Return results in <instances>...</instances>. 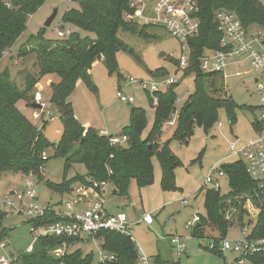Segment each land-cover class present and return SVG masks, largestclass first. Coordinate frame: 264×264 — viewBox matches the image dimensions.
I'll return each instance as SVG.
<instances>
[{
    "label": "trees",
    "instance_id": "1",
    "mask_svg": "<svg viewBox=\"0 0 264 264\" xmlns=\"http://www.w3.org/2000/svg\"><path fill=\"white\" fill-rule=\"evenodd\" d=\"M46 0H0V58L10 52L13 43L25 32L28 16L35 13ZM77 6L66 8L61 16L63 24L77 26L86 32H93L94 38L81 36L73 31L68 36L51 40L44 37L45 27L35 35L26 37L17 55L24 57L27 52H34L36 73H26L23 87H18L8 72H0V175L4 172L22 173L24 176L34 172L38 181L43 180L40 166H44L45 150L52 147L55 156L63 158V178L60 184H46L55 191L71 195L74 186H91L93 181H105L111 184L116 194L125 195L130 181L137 187L150 185L154 175L153 159L161 167V186L164 190L176 188L174 171L180 160L169 149V140L160 141L163 123L176 108V93L171 84L166 91H155L149 97L154 110V124L143 138L141 130L146 124L143 111L133 108L130 123L123 126L121 134L127 135L126 145H112L109 135L84 127L74 116L73 106L68 96L73 91L75 82L82 79L90 83V67L96 58H101L109 73H116V52L128 50L127 44L120 40L118 32L125 30L148 37L146 30L150 26L127 22L123 13L128 11L129 0H69ZM199 7V34L189 40L190 61L183 74H194V91L189 94L177 115V123L172 131L173 138L186 145L193 135L195 127L208 131L218 119V110L224 109L230 125L234 122L235 109L238 106L232 98L223 92L221 73H208L199 69L198 59L204 49L219 48L220 34L214 15L218 9L234 11L244 28L251 25L264 27V5L258 0H197ZM27 46V48H26ZM178 60H175L177 68ZM176 71V70H175ZM163 71L158 70V73ZM47 74L59 76L56 83H51L50 102L55 107L59 121L62 122L60 140L51 143L42 129H38L26 119L16 107L19 100L29 105L34 102L31 89L40 78ZM36 110L39 108H35ZM256 109L262 110V106ZM51 113V111H50ZM49 116V115H48ZM47 117V116H45ZM45 123V120L42 121ZM257 132L260 125L253 122ZM45 125V124H44ZM44 127V126H43ZM81 165L84 173L75 167ZM224 176L229 181V191L221 193L219 189L200 188L204 197L205 214H197L198 221L191 228L190 235L199 239H212L211 250L222 252L220 242L229 227L241 222L247 215L245 203L249 202L257 211L249 239L264 238V189L252 179L246 164L240 159L219 164ZM74 169L75 175L67 178ZM231 210V218L228 211ZM7 213L0 209V243L6 238L4 226ZM67 219L46 211L43 216L31 218L29 223L34 229L47 224L63 222ZM96 237L100 246L114 259L109 264H137V247L129 236L115 231L100 230ZM83 238H59L40 236L31 243V251L17 254L11 264H95L93 253H84L79 248L67 250L62 256H55L52 251L63 243L74 245ZM5 246V245H4ZM209 248L208 246L205 247ZM160 256L154 263L159 264ZM247 260L264 264V250L254 252ZM164 264H180L179 260Z\"/></svg>",
    "mask_w": 264,
    "mask_h": 264
},
{
    "label": "rangeland",
    "instance_id": "2",
    "mask_svg": "<svg viewBox=\"0 0 264 264\" xmlns=\"http://www.w3.org/2000/svg\"><path fill=\"white\" fill-rule=\"evenodd\" d=\"M258 2L264 5V0H258ZM72 6L76 7L77 4L71 3L69 0H46L35 13L29 15L25 32L13 43L10 52L0 58V72L6 70L18 87H23L27 72L33 75L36 73L34 52H27L24 57H19L17 53L27 36L37 34L44 27L45 20L54 12V9H56L57 15L53 22L45 27V38L51 40L61 38L56 33V28L60 25H64L71 32H79L81 36L94 38L93 32H86L77 26L62 23L61 16L64 9H70ZM146 32L148 37L140 36L137 32L120 30L118 37L127 44L128 50L121 49L116 52V73H109L103 59L96 58L89 70L90 83L94 88L82 79L75 82L68 101L73 106L74 116L84 127L105 132L107 136L121 137L123 126L131 121V108H140L146 119L141 135L143 138L148 137L155 121L154 110L149 103V97L154 96V93L142 87V83L159 81L174 75L176 73L175 60L181 57L183 51L179 41L163 28L150 27ZM158 70L163 73H158ZM254 78V71L250 68L249 63L244 61L240 64L229 63L226 70L221 73L220 81L223 92L238 105L232 125L229 124L225 111L221 108L218 110V119L213 127L206 132L201 127H195L192 137L184 145L173 138L172 131L175 126L170 127L166 121L163 123L160 141L169 140V149L181 162V165L174 171L176 188L173 190L162 188L161 167L157 159H153L154 175L150 185L139 189L134 181H130L127 193L121 195L113 194V187L109 184L103 193L104 208L108 211L120 209L128 215V220L132 224L134 243L140 247L144 254L151 257L152 261L160 256L159 261L162 260V262L159 264L175 260H179L180 264H234L233 254L211 250L212 239H199L191 236L190 231L185 228V223L196 214H205L204 197L198 190L201 188L202 180L208 169L213 165L235 161L236 158L230 156V144L237 142V145H244L256 138L258 134L253 122L255 117L259 119L258 115L261 110L256 108L262 106V101L256 94ZM58 80L59 76L47 74L40 78L31 89L32 96L36 92H40L41 102L45 104L46 110L51 111V114L44 118L45 123L35 117L36 109L28 102L19 100L16 103V107L26 119L38 129H42L43 134L51 143L60 140L63 128L57 111L50 102L51 83H56ZM173 84L176 93L174 107L178 113L189 94L195 89L194 74L184 75L180 72ZM118 91L132 96L133 102H120L116 96ZM160 91H166V88H161ZM126 144L127 141H124L122 145ZM44 154L48 156V159L43 166L45 169L42 173L43 180H37L34 185L36 201L40 205L50 204L62 209L64 200L73 201L72 194L61 195L53 191L46 181L52 184L61 183L64 160L52 153V147L46 149ZM75 169L79 173L85 172L81 165H77ZM74 175L75 171L71 169L67 178ZM219 179L221 185L219 191L221 193L228 192L229 181L227 178L223 176ZM24 181L25 176L22 173L10 171L2 173L0 175V204L6 200H14L15 195H10V192L24 190ZM245 207L247 211H251L250 215L242 219L241 222L237 221L232 224L223 239L235 241L251 234L257 211L249 202L245 203ZM0 209L7 213L4 221L7 236L3 239L5 246H0V255L16 256L20 252L26 251V248L34 240L33 233H30V219L18 212V209L8 210L1 207ZM143 212L153 216V223L149 227L143 223L137 224V218ZM228 212V216L231 218V210ZM243 228L246 229L245 233H243ZM174 235L181 236L182 243L186 247L185 252L179 257L175 255L169 240V237ZM206 246L209 248L205 249ZM69 248L70 251L81 248L84 253L92 252L93 261H95L97 247L91 241H81ZM52 253L57 256L56 249ZM245 264L263 263L246 260Z\"/></svg>",
    "mask_w": 264,
    "mask_h": 264
},
{
    "label": "built area",
    "instance_id": "3",
    "mask_svg": "<svg viewBox=\"0 0 264 264\" xmlns=\"http://www.w3.org/2000/svg\"><path fill=\"white\" fill-rule=\"evenodd\" d=\"M128 11L123 13V19L127 22H133L142 26L163 28L167 33L177 39L180 43L183 53L178 59L176 73L167 79L159 81L142 83L147 91L154 93L161 88H169L177 80L178 73L185 71L190 61L189 40L199 34L200 23L198 19L199 7L197 0H129ZM214 21L217 23V30L220 34L219 48L216 50L204 49L201 53L198 63L199 69L208 73H222L226 70L229 63L240 64L242 61L248 62L250 68L255 73L254 83L256 84V94L262 101V110L259 112L258 123L260 129L256 138L251 139L244 145H237V142L230 144V156L240 159L246 164V170L249 176L256 180L259 187L264 189V27L251 25L244 28L234 11L218 9L214 15ZM56 33L59 37L68 36L71 31L64 27L57 26ZM242 59V60H241ZM133 82V80H130ZM120 102H133L132 96H127L123 92L116 93ZM42 101L40 92L34 94V103L39 104L41 108L35 112V117L44 121L45 116L50 115V110ZM176 109L169 115L166 123L171 127L177 123ZM220 124V122H219ZM106 135V134H104ZM128 140L127 135L121 137L110 136L109 141L112 145H122ZM45 154L42 159L45 160ZM43 173V166L39 167ZM224 172L220 165H213L206 172L202 180L201 188L220 189V179ZM37 177L34 172L30 171L25 175L24 190L14 192V200H6L0 204L1 208L8 210L18 209V212L29 219L43 216L46 211H53L55 215L67 219L63 222L47 224L39 229L30 227V233H33L34 240L40 236H54L59 238H83L82 242L91 241L97 247L95 264H109L114 259L113 254H108L100 246V240L96 234L100 230L115 231L122 235H127L134 242L131 230V223L128 216L118 211L108 213L104 208L103 193L108 184L105 181H93L91 186L79 185L76 189V198L64 200V208L55 207L47 204L40 205L36 201ZM75 191V190H74ZM86 198L87 194H94L92 203L86 208L77 209L75 204L80 201L78 195ZM91 198V197H90ZM184 202H186L184 200ZM198 221V216L194 215L185 223V228L189 231ZM151 225L153 216L150 213H142L137 223ZM246 229L243 228V233ZM33 240V241H34ZM170 244L173 247L175 255L178 257L185 252V245L182 243V237L174 235L169 237ZM99 241V243H98ZM221 251L229 252L234 255V264H245L246 258L254 252L264 250V238L249 239L248 236L242 237L235 241L222 239ZM4 247V243H0ZM71 245L63 243L57 250L56 255L62 256ZM137 264H155L151 257L142 252L137 246ZM212 246V245H211ZM31 251V245L27 248ZM17 256V255H16ZM12 255H0V264H11L16 258Z\"/></svg>",
    "mask_w": 264,
    "mask_h": 264
},
{
    "label": "crops",
    "instance_id": "4",
    "mask_svg": "<svg viewBox=\"0 0 264 264\" xmlns=\"http://www.w3.org/2000/svg\"><path fill=\"white\" fill-rule=\"evenodd\" d=\"M100 133H102V134H106L105 132H102V131H100ZM107 135V134H106ZM79 185H77L76 187H75V191H73V193H72V196H73V198H76V189H77V187H78ZM106 190V189H105ZM113 190L114 189H112V193H113ZM105 192V191H104ZM113 194H116V193H113ZM78 195H80L79 196V198H80V201H77V203L75 204V206H76V208L77 209H82V208H86L87 206H89L91 203H92V199L94 198V194H87V197L86 198H84V197H82V195L80 194V193H78ZM91 197V198H90ZM66 200H69V199H66ZM73 200V199H72ZM106 210V209H105ZM108 213H115V212H118V211H122V212H124L123 210H115V211H108V210H106ZM251 212V211H250ZM249 212V213H250ZM125 213V212H124ZM143 213H146V212H143ZM127 215V214H126ZM197 215V214H196ZM128 216V215H127ZM142 216V215H141ZM141 216H139L138 218H137V220L141 217ZM143 223V222H142ZM141 223V224H142ZM137 224H139V223H137ZM144 224V223H143ZM145 225V224H144ZM145 226H147V227H149L150 225H145ZM29 247V246H28ZM27 247V248H28ZM26 248V249H27Z\"/></svg>",
    "mask_w": 264,
    "mask_h": 264
},
{
    "label": "water",
    "instance_id": "5",
    "mask_svg": "<svg viewBox=\"0 0 264 264\" xmlns=\"http://www.w3.org/2000/svg\"><path fill=\"white\" fill-rule=\"evenodd\" d=\"M54 12L45 20V22H44V27H48L52 22H53V20L56 18V15H57V11H56V9H54L53 10ZM60 27L62 28V29H64V25H60ZM31 106H33V107H35V108H41V106L39 105V104H36V103H32L31 104ZM131 109H133V107L131 108ZM254 121L257 123L258 122V119H257V117H255L254 118ZM14 192L15 191H11L10 192V195H14ZM113 193H116V191L115 190H113ZM247 211V210H246ZM246 215L247 216H249L250 215V213H249V211H247V213H246Z\"/></svg>",
    "mask_w": 264,
    "mask_h": 264
}]
</instances>
